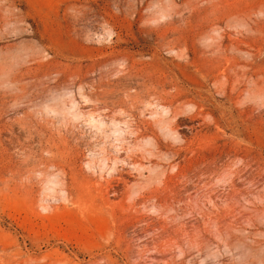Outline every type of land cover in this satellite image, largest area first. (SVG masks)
<instances>
[{"label":"rangeland","instance_id":"obj_1","mask_svg":"<svg viewBox=\"0 0 264 264\" xmlns=\"http://www.w3.org/2000/svg\"><path fill=\"white\" fill-rule=\"evenodd\" d=\"M0 264H264V0H0Z\"/></svg>","mask_w":264,"mask_h":264}]
</instances>
